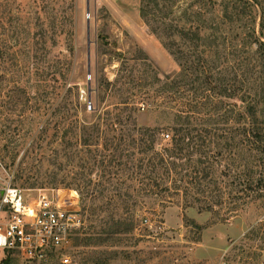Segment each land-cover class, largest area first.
Instances as JSON below:
<instances>
[{
    "label": "rangeland",
    "instance_id": "374dc122",
    "mask_svg": "<svg viewBox=\"0 0 264 264\" xmlns=\"http://www.w3.org/2000/svg\"><path fill=\"white\" fill-rule=\"evenodd\" d=\"M191 22L218 34L208 42L217 50L204 57L235 63L247 56L257 66L244 104L255 105L257 117L242 109L235 139H220L222 153L198 163L211 171L208 185L223 203L200 210L177 196L163 205L137 181L131 189L121 182L115 196L110 169L123 176L134 146L119 139L85 145L83 126L99 121L88 112L99 106L96 115L120 114L129 128H159L156 145L169 144L179 120L164 87L185 77L183 64L198 56ZM0 35L9 45L0 64V195L11 181L31 204L54 189L82 196L84 225L57 262L66 255L68 264H264V138L256 136L264 132V0H0ZM255 39L260 50L240 53ZM21 66L30 74L20 76ZM117 77L111 97L105 83Z\"/></svg>",
    "mask_w": 264,
    "mask_h": 264
},
{
    "label": "trees",
    "instance_id": "16d2710c",
    "mask_svg": "<svg viewBox=\"0 0 264 264\" xmlns=\"http://www.w3.org/2000/svg\"><path fill=\"white\" fill-rule=\"evenodd\" d=\"M189 28V41L193 43L192 46H194L198 56L196 59L186 60L183 64V68L189 70V73H185V77L170 81V84L164 87L171 94L173 101H176L174 109L179 120L177 124L172 126L174 136L169 144L156 145V133L161 132L159 128L138 127L136 125L129 128V124H126L127 120L126 123H123L120 114L113 116L112 112L109 111L106 117L96 115L100 111L99 106L91 108L88 112L99 121L83 126L85 145L97 146L103 140L108 143L110 139H119L127 141L130 146H134V149L125 155L126 162L122 163L125 164L123 176L119 170L110 169V180L116 179L119 182L117 186H114V190L117 191L115 196H121L119 190L121 182L131 189L133 183L137 181L143 185L141 193L144 196L147 198L157 197L161 199L163 205L174 203L172 199L177 196L183 198L185 207L198 203L200 210H210L215 205L223 203L220 199L221 196L213 195L208 185L210 181L207 179L211 177V171L207 170V167L204 171L202 167L198 166V163L202 164L214 160L217 155L222 153V148L219 147L220 139L225 136L235 139L232 134L235 127L232 126V123L238 122L237 120L243 117L242 109L244 115L252 118L257 117L258 110L255 105H244L247 98H251V93L248 92L246 89L248 86L245 84L254 79L257 66L247 56L238 58L235 63H231L229 60L221 61L217 58L204 57L217 50L208 42L210 37L217 39L218 34L214 32L206 34L207 28L204 25L193 22L189 24ZM191 29L195 31H191ZM1 35L0 64L4 57L9 54V45L1 43ZM243 48L240 53L248 55L252 53V48L257 52L261 46L255 39L254 42H245ZM191 50L195 53L193 49ZM17 72L20 76L30 74L28 66H21ZM118 80L117 77L114 81L105 83L107 87H110V94L108 95L111 97L116 96L117 91L120 90ZM238 81L241 82V85L236 84ZM239 91L243 93H239ZM262 95L264 98V92ZM232 99H238L243 104L230 102ZM190 101L193 103L189 104ZM57 109L56 107L50 115L53 116ZM78 126L79 123H73V128ZM252 130V127L243 128V132L249 134ZM135 133L139 134L140 138H137ZM116 135L120 136L117 137ZM166 135L170 136L169 133ZM256 136L263 139L264 132ZM73 137L78 140L77 130H73ZM194 154L199 155L197 160H194ZM102 156L105 155L102 154ZM106 157H109L111 163L120 164V161H115V156L106 155ZM194 161L197 164H194ZM128 190L125 192L126 197L123 198L126 212L132 210L128 207H131L130 201L134 199ZM189 197H193L195 202H190ZM142 203L147 205L146 200H143Z\"/></svg>",
    "mask_w": 264,
    "mask_h": 264
},
{
    "label": "built area",
    "instance_id": "2783aa9c",
    "mask_svg": "<svg viewBox=\"0 0 264 264\" xmlns=\"http://www.w3.org/2000/svg\"><path fill=\"white\" fill-rule=\"evenodd\" d=\"M83 225L78 190L54 189L31 204L7 181L0 195V264H68L66 255L58 262L55 255L68 248Z\"/></svg>",
    "mask_w": 264,
    "mask_h": 264
},
{
    "label": "water",
    "instance_id": "95a60500",
    "mask_svg": "<svg viewBox=\"0 0 264 264\" xmlns=\"http://www.w3.org/2000/svg\"><path fill=\"white\" fill-rule=\"evenodd\" d=\"M90 35H91V30H90L89 23H88V68L89 70L91 69V52H90L91 38H90ZM101 37L105 38L104 36H101Z\"/></svg>",
    "mask_w": 264,
    "mask_h": 264
}]
</instances>
